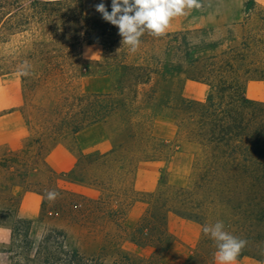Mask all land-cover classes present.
<instances>
[{
    "label": "rangeland",
    "instance_id": "374dc122",
    "mask_svg": "<svg viewBox=\"0 0 264 264\" xmlns=\"http://www.w3.org/2000/svg\"><path fill=\"white\" fill-rule=\"evenodd\" d=\"M101 2L111 11V0H0V114L17 97L26 127L21 153L0 148V264H72L74 252L80 264H215L202 229L217 221L247 241L236 264H264V180L217 168L196 123L208 88L190 76L201 64L183 58L235 50L230 73L248 100L264 102V72L251 70L264 66V46L241 45L264 41V0H202L166 34L185 38L145 33L134 54L95 10ZM121 61L155 74L147 85L118 84ZM23 64L29 75L18 74ZM101 94L126 105L70 135L60 120L71 121L73 97ZM56 143L76 155L69 173L44 161ZM23 191L41 198L29 225L17 224ZM163 228L173 242L162 254Z\"/></svg>",
    "mask_w": 264,
    "mask_h": 264
},
{
    "label": "trees",
    "instance_id": "16d2710c",
    "mask_svg": "<svg viewBox=\"0 0 264 264\" xmlns=\"http://www.w3.org/2000/svg\"><path fill=\"white\" fill-rule=\"evenodd\" d=\"M166 37L177 41L181 37L185 38V35L174 33ZM241 45L242 50L252 52L253 48L264 46V41L250 37ZM234 51L229 49L219 55L206 58H193L186 52L183 54L188 66L201 64L202 70L199 76H190V79L199 81L208 88L204 102L197 105L196 123L199 131L203 132L202 137H206L202 140H206L207 145H213L214 150L217 151L218 156L215 159L218 169L221 171L227 169L226 171L238 174L237 171L250 168V175L252 174L254 178L252 181L261 184L264 180V102L248 100L237 76L230 73L235 58ZM235 56L238 59L242 53H237ZM118 68L122 70V73H114L118 78V84L133 82V85L137 86L147 85L151 81V74H155L148 68L124 65L122 61L119 62ZM251 70L264 72V66L252 67ZM258 74V78L264 81V73ZM123 89L124 87L121 89L122 92ZM120 105H126L125 98L118 100L112 94L75 96L68 112L71 121L68 124L64 118L60 121L70 127L69 134L75 136L82 128L104 121ZM48 134L51 132L49 131ZM185 218L190 220L188 217ZM29 223L27 220L17 221L19 225H29ZM161 236L165 239V248L161 252L163 254L173 239L164 228ZM73 255L75 259L72 264H80L81 257L76 252Z\"/></svg>",
    "mask_w": 264,
    "mask_h": 264
},
{
    "label": "clouds",
    "instance_id": "9594fccd",
    "mask_svg": "<svg viewBox=\"0 0 264 264\" xmlns=\"http://www.w3.org/2000/svg\"><path fill=\"white\" fill-rule=\"evenodd\" d=\"M203 7L202 0H111V11L101 2L95 10L102 19L118 28L121 45L127 46L130 53H136L145 33L159 38L167 34L172 21L187 16L192 10ZM19 75H29L27 65L19 66ZM59 194L47 193V199L54 201ZM203 233L209 236L216 245L215 264H236L247 241L236 237L225 230L223 221L204 225Z\"/></svg>",
    "mask_w": 264,
    "mask_h": 264
},
{
    "label": "crops",
    "instance_id": "0c3cea01",
    "mask_svg": "<svg viewBox=\"0 0 264 264\" xmlns=\"http://www.w3.org/2000/svg\"><path fill=\"white\" fill-rule=\"evenodd\" d=\"M19 105L17 97L6 106L4 110H10L0 114V148L10 154H19L24 150L26 127L22 116L15 108ZM81 133H77L79 136ZM44 161L48 168L57 174H66L74 170L76 155L67 146L56 143L47 154ZM41 208L40 195L33 191H23L19 194L17 215L21 219L35 218Z\"/></svg>",
    "mask_w": 264,
    "mask_h": 264
}]
</instances>
